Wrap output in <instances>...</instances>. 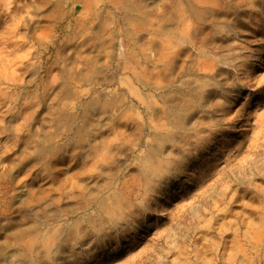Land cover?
I'll list each match as a JSON object with an SVG mask.
<instances>
[{
  "label": "rangeland",
  "instance_id": "1",
  "mask_svg": "<svg viewBox=\"0 0 264 264\" xmlns=\"http://www.w3.org/2000/svg\"><path fill=\"white\" fill-rule=\"evenodd\" d=\"M0 264H264V0H0Z\"/></svg>",
  "mask_w": 264,
  "mask_h": 264
},
{
  "label": "bare ground",
  "instance_id": "2",
  "mask_svg": "<svg viewBox=\"0 0 264 264\" xmlns=\"http://www.w3.org/2000/svg\"><path fill=\"white\" fill-rule=\"evenodd\" d=\"M22 215V214H21Z\"/></svg>",
  "mask_w": 264,
  "mask_h": 264
}]
</instances>
